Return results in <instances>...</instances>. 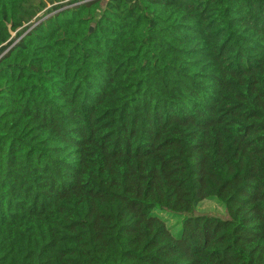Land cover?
Wrapping results in <instances>:
<instances>
[{
  "label": "trees",
  "instance_id": "obj_1",
  "mask_svg": "<svg viewBox=\"0 0 264 264\" xmlns=\"http://www.w3.org/2000/svg\"><path fill=\"white\" fill-rule=\"evenodd\" d=\"M0 264H264V0H0Z\"/></svg>",
  "mask_w": 264,
  "mask_h": 264
},
{
  "label": "rangeland",
  "instance_id": "obj_2",
  "mask_svg": "<svg viewBox=\"0 0 264 264\" xmlns=\"http://www.w3.org/2000/svg\"><path fill=\"white\" fill-rule=\"evenodd\" d=\"M196 214L198 215H210V216H215L218 218H225V210L222 206L218 205L214 201H203L198 205L196 209Z\"/></svg>",
  "mask_w": 264,
  "mask_h": 264
},
{
  "label": "water",
  "instance_id": "obj_3",
  "mask_svg": "<svg viewBox=\"0 0 264 264\" xmlns=\"http://www.w3.org/2000/svg\"><path fill=\"white\" fill-rule=\"evenodd\" d=\"M91 30H92V28H91Z\"/></svg>",
  "mask_w": 264,
  "mask_h": 264
}]
</instances>
